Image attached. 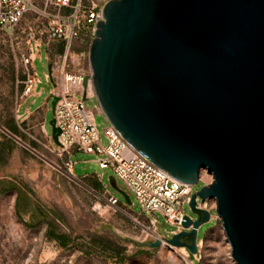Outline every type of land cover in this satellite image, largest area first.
Returning <instances> with one entry per match:
<instances>
[{"label": "water", "instance_id": "obj_1", "mask_svg": "<svg viewBox=\"0 0 264 264\" xmlns=\"http://www.w3.org/2000/svg\"><path fill=\"white\" fill-rule=\"evenodd\" d=\"M88 62L108 125L177 181L195 186L207 170L212 182L190 209L196 197L214 199L233 263L264 264V0H111ZM57 101L46 99L60 146ZM209 221L208 212L185 217L163 242L196 255L197 230Z\"/></svg>", "mask_w": 264, "mask_h": 264}, {"label": "rangeland", "instance_id": "obj_2", "mask_svg": "<svg viewBox=\"0 0 264 264\" xmlns=\"http://www.w3.org/2000/svg\"><path fill=\"white\" fill-rule=\"evenodd\" d=\"M41 21L29 15L15 36L0 32V264H234L218 219L198 228L196 255L166 244L156 249L137 246L153 239L143 230L146 218H136L141 210L134 194L109 169H100L94 155L71 152L69 157L48 141L52 112L45 101L52 84L45 80L49 69L43 48L40 59L34 61L40 79L37 90L42 94L29 98L18 110L23 77L20 54ZM85 105L94 112L105 144L103 130L108 123L104 115L95 98ZM68 160L73 164L71 175L63 166ZM207 179L203 174L202 180ZM13 186L22 192L17 206V193L9 190ZM103 187L127 208L111 214L103 200ZM201 187L198 183L193 189ZM183 209L185 216L196 218L188 205ZM150 218L156 219L160 236L171 238L173 228L160 212ZM50 234L64 235L66 246Z\"/></svg>", "mask_w": 264, "mask_h": 264}, {"label": "built area", "instance_id": "obj_3", "mask_svg": "<svg viewBox=\"0 0 264 264\" xmlns=\"http://www.w3.org/2000/svg\"><path fill=\"white\" fill-rule=\"evenodd\" d=\"M111 0H0V32L15 36L19 24L29 15H35L42 21L34 34L25 42L24 53L20 54L22 80L17 97L18 110L31 97H38L42 90H37L40 79L34 68L35 59H40L44 49L48 62L46 83H51L48 98L56 97L53 118L60 130L58 142L53 144L47 134L50 145L60 154L71 156V152H82L96 157V163L102 170L109 169L113 176L122 181L134 194L141 210L137 217H145L146 229L151 234L152 242L166 239L156 229V219L150 218L153 212H160L165 223L173 228L170 235L183 231L185 216L183 207L190 208L191 196L196 193L193 185H187L172 178L134 151L110 126L103 130L105 144L96 127L94 112L85 102L93 99L91 70L88 62L90 43L94 38L98 19ZM87 78V87L83 80ZM84 94V96H83ZM85 98V100H84ZM46 102V101H45ZM47 104V103H46ZM71 175L73 164L70 160L63 164ZM208 179L202 180V175ZM101 177L98 181L101 184ZM199 183L208 186L212 176L207 170H201ZM103 200L111 214L121 213L120 208H127L103 187ZM214 199L195 198L194 214L197 220L203 212L209 213V219H217ZM191 228V227H190ZM145 231V230H144ZM169 239V238H167ZM199 249L200 242L197 240ZM188 256V253H187Z\"/></svg>", "mask_w": 264, "mask_h": 264}, {"label": "trees", "instance_id": "obj_4", "mask_svg": "<svg viewBox=\"0 0 264 264\" xmlns=\"http://www.w3.org/2000/svg\"><path fill=\"white\" fill-rule=\"evenodd\" d=\"M0 164H1V160H0ZM9 190L10 191H15L17 193V197H16V206H17L18 203L22 199V192L16 186L11 187ZM29 227H35V225H31ZM50 238L54 239L55 241H57L60 246H62V247L66 246V242H65L66 237L64 235L58 236V235L50 234Z\"/></svg>", "mask_w": 264, "mask_h": 264}, {"label": "bare ground", "instance_id": "obj_5", "mask_svg": "<svg viewBox=\"0 0 264 264\" xmlns=\"http://www.w3.org/2000/svg\"><path fill=\"white\" fill-rule=\"evenodd\" d=\"M89 93H93V92H89ZM145 230V233L146 234H148V235H150L151 233L150 232H148L146 229H144ZM163 245H165V244H163Z\"/></svg>", "mask_w": 264, "mask_h": 264}]
</instances>
